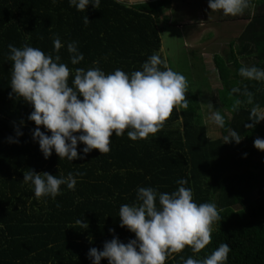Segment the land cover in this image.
Segmentation results:
<instances>
[{
  "label": "trees",
  "instance_id": "1",
  "mask_svg": "<svg viewBox=\"0 0 264 264\" xmlns=\"http://www.w3.org/2000/svg\"><path fill=\"white\" fill-rule=\"evenodd\" d=\"M171 3L100 0L99 9L89 5L77 11L69 0H0V264H92L90 248L103 250L114 236L125 243L135 238L120 226L119 207L136 201L138 187L171 193L181 178L188 180L185 187L192 189L196 203H215L221 220L213 222L211 241L199 253L186 246L165 264H183L182 258L190 256L202 259L221 243L231 247L227 264H264V150L254 146L257 137L264 138V120L246 127L253 123L251 109L264 106V81L245 79L238 71L242 65L264 69V0H249L248 22L237 38L240 48L234 41L225 55L214 57L221 81L214 109L225 117L218 138L208 136L198 98L186 95L188 107L175 106L163 127L147 139L133 141L125 130L110 137L107 153L93 149L83 159L69 161L53 150L45 159L32 131L40 127L51 132L29 120L33 106L12 93L9 44L27 43L58 54L71 70L100 67L105 73L116 68L131 73L152 54L165 60L159 25ZM57 35L65 45L59 53L53 48ZM71 41L84 55L77 65L69 59L66 44ZM72 79L70 73V86ZM245 92L252 93V103ZM16 128L23 135L16 137ZM231 130L241 135L240 143H224ZM83 147L78 143L77 150ZM31 169L82 175L75 190L61 185L55 199H37L33 187L23 182L24 172ZM101 264H109L107 258Z\"/></svg>",
  "mask_w": 264,
  "mask_h": 264
},
{
  "label": "clouds",
  "instance_id": "2",
  "mask_svg": "<svg viewBox=\"0 0 264 264\" xmlns=\"http://www.w3.org/2000/svg\"><path fill=\"white\" fill-rule=\"evenodd\" d=\"M52 3L55 4L56 0ZM69 4L77 11H86L89 5L99 9L100 0H69ZM248 6L249 0H208L209 9L222 10L225 16L241 14ZM83 20L85 25L90 22L87 15ZM64 46L60 37L55 36L54 51L59 53ZM66 47L72 65L84 59L76 41L68 42ZM8 48V60L12 62V93L33 106L28 119L51 132L48 135L40 127L32 131L45 159L53 150L60 159L69 161L83 159L93 149L107 153L110 151V137L124 135L125 130L133 141L147 139L149 134H155L163 127L175 106L188 107L185 75L169 67L158 54L149 56L140 69L131 73L120 68L105 73L100 67L71 70L61 62L60 55L46 54L27 43L21 47L9 44ZM238 71L245 79L264 81V69L255 65H242ZM70 73L73 75L71 86ZM239 91V88L232 89V92ZM245 95L252 103V93L245 92ZM239 103L238 100L236 104ZM209 119L218 127L225 125V117L219 111ZM249 119L253 123L246 127H255L264 120V110L258 105L253 107ZM21 135L23 132L16 128V137ZM8 139L19 142L12 137ZM233 140L237 144L242 140L235 130L224 137V143ZM81 142L84 147L78 151ZM254 146L264 150V138L257 137ZM80 175L79 172L53 175L31 169L24 172L23 182L33 187L37 199L45 196L55 199L61 194V185L75 190ZM176 183L178 188L171 193L160 192L155 187H138L136 201L119 207L120 226L135 233V238L125 243L114 236L105 241L103 250L90 248L88 256L92 264H101L104 258L109 264H165L169 255L186 246H190L194 253L204 249L211 241L213 222L221 220L220 212L215 203H196L192 189L185 187L188 184L186 178ZM77 223L88 228L84 220ZM109 231L115 233V229ZM230 252V245L221 243L202 259L190 256L182 260L183 264H227Z\"/></svg>",
  "mask_w": 264,
  "mask_h": 264
},
{
  "label": "rangeland",
  "instance_id": "3",
  "mask_svg": "<svg viewBox=\"0 0 264 264\" xmlns=\"http://www.w3.org/2000/svg\"><path fill=\"white\" fill-rule=\"evenodd\" d=\"M247 15L244 10L225 16L222 10L209 9L208 0H177L173 13L163 17L159 25L161 52L169 67L185 75L186 95L198 98L199 116L212 139L222 135L220 127L209 119L216 112L214 100L221 85L214 57L225 55L234 41L235 48H240L237 38L248 22ZM260 108L264 110V106Z\"/></svg>",
  "mask_w": 264,
  "mask_h": 264
},
{
  "label": "crops",
  "instance_id": "4",
  "mask_svg": "<svg viewBox=\"0 0 264 264\" xmlns=\"http://www.w3.org/2000/svg\"><path fill=\"white\" fill-rule=\"evenodd\" d=\"M158 1H167V0H120L121 3L127 4V5H137V4H144L148 2H158ZM171 7L168 9L163 10L162 13V19L163 17L169 16V14H172L175 8V5L177 4V0H171ZM163 21V20H162ZM185 24V23H184ZM183 23L179 25V27H183Z\"/></svg>",
  "mask_w": 264,
  "mask_h": 264
}]
</instances>
